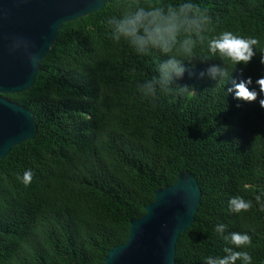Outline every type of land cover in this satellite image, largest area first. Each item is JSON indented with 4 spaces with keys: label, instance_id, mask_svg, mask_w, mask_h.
I'll return each instance as SVG.
<instances>
[{
    "label": "trees",
    "instance_id": "obj_1",
    "mask_svg": "<svg viewBox=\"0 0 264 264\" xmlns=\"http://www.w3.org/2000/svg\"><path fill=\"white\" fill-rule=\"evenodd\" d=\"M122 2L107 0L101 11L63 24L33 87L4 96L34 114L37 133L0 160V264H102L127 241L130 221L145 214L154 192L183 172L201 198L177 240L175 264L222 254V236L237 230H252L248 250L264 264V211L255 203L240 214L227 207L232 195L254 200L264 190V109L227 95L230 81L212 78V61L186 63L173 78L195 92L142 100L138 83L158 76L165 58L111 40L104 20ZM196 3L214 31L259 38L257 56L233 73L254 82L264 73V0ZM28 168L34 178L25 186L17 175ZM221 222L228 227L218 235Z\"/></svg>",
    "mask_w": 264,
    "mask_h": 264
},
{
    "label": "clouds",
    "instance_id": "obj_2",
    "mask_svg": "<svg viewBox=\"0 0 264 264\" xmlns=\"http://www.w3.org/2000/svg\"><path fill=\"white\" fill-rule=\"evenodd\" d=\"M97 2L103 4L104 0ZM119 7L118 14L104 20L111 40L126 43L139 56L158 54L165 58L159 63L158 76L138 83L137 92L142 100L154 102L158 93L195 92L188 84H173V78L179 79L183 75L186 63L212 61L209 69L212 78L218 77V82L230 81L231 86L226 91L224 88L227 95L232 94L234 99L246 103L257 102L264 109V73L254 82L250 76L242 80L233 77L234 72H243L257 56L258 37L230 29L214 31L210 27L213 20L208 10L200 7L196 0H123ZM198 51L204 55L198 57ZM36 61V57L31 58V62ZM261 63L264 64V57ZM33 178L31 168L17 175L25 186L30 185ZM254 203L264 211V190L258 191L254 200L240 194L232 195L227 207L229 212L240 214L251 210ZM227 227L223 222L216 224V234L222 235ZM251 231H230L227 236H222L227 241L222 254L207 255L203 264H254L248 250L252 246Z\"/></svg>",
    "mask_w": 264,
    "mask_h": 264
},
{
    "label": "water",
    "instance_id": "obj_3",
    "mask_svg": "<svg viewBox=\"0 0 264 264\" xmlns=\"http://www.w3.org/2000/svg\"><path fill=\"white\" fill-rule=\"evenodd\" d=\"M106 1L0 0V160L37 133L34 114L4 96L30 90L62 25L101 11ZM154 196L145 214L130 221L127 241L102 264H175L177 240L194 223L201 191L194 176L183 172Z\"/></svg>",
    "mask_w": 264,
    "mask_h": 264
}]
</instances>
